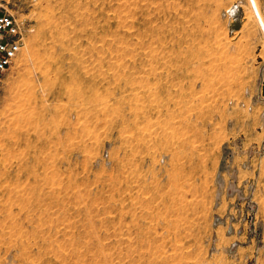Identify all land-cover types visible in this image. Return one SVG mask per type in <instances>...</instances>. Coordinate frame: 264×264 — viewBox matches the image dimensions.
<instances>
[{"label": "rangeland", "instance_id": "obj_1", "mask_svg": "<svg viewBox=\"0 0 264 264\" xmlns=\"http://www.w3.org/2000/svg\"><path fill=\"white\" fill-rule=\"evenodd\" d=\"M0 2V264H264V0Z\"/></svg>", "mask_w": 264, "mask_h": 264}, {"label": "built area", "instance_id": "obj_2", "mask_svg": "<svg viewBox=\"0 0 264 264\" xmlns=\"http://www.w3.org/2000/svg\"><path fill=\"white\" fill-rule=\"evenodd\" d=\"M23 45L20 23L0 2V90L5 75L18 58Z\"/></svg>", "mask_w": 264, "mask_h": 264}, {"label": "water", "instance_id": "obj_3", "mask_svg": "<svg viewBox=\"0 0 264 264\" xmlns=\"http://www.w3.org/2000/svg\"><path fill=\"white\" fill-rule=\"evenodd\" d=\"M237 7L238 6L236 4H234L231 7V9L229 10V12L233 16V20H234L230 26V31L237 30L240 27V20H239L240 15L234 12V10H236ZM261 94H262V96H264V81H263L262 87H261Z\"/></svg>", "mask_w": 264, "mask_h": 264}, {"label": "bare ground", "instance_id": "obj_4", "mask_svg": "<svg viewBox=\"0 0 264 264\" xmlns=\"http://www.w3.org/2000/svg\"><path fill=\"white\" fill-rule=\"evenodd\" d=\"M25 120V119H24Z\"/></svg>", "mask_w": 264, "mask_h": 264}]
</instances>
